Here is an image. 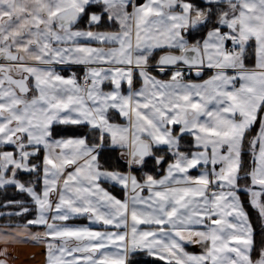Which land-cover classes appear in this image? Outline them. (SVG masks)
Segmentation results:
<instances>
[{
  "label": "snow or ice",
  "instance_id": "snow-or-ice-1",
  "mask_svg": "<svg viewBox=\"0 0 264 264\" xmlns=\"http://www.w3.org/2000/svg\"><path fill=\"white\" fill-rule=\"evenodd\" d=\"M61 125L79 134L65 138ZM112 153L126 172L104 167ZM9 186L28 199L6 200L17 210L0 216H34L0 228V264L27 243L44 245L45 264H138L141 253L264 264L239 195L264 219V0H0V189ZM79 218L104 230L69 223Z\"/></svg>",
  "mask_w": 264,
  "mask_h": 264
},
{
  "label": "trees",
  "instance_id": "trees-1",
  "mask_svg": "<svg viewBox=\"0 0 264 264\" xmlns=\"http://www.w3.org/2000/svg\"><path fill=\"white\" fill-rule=\"evenodd\" d=\"M144 0H136V3H141ZM193 2L195 3H202V0H193ZM80 26H84L83 24H81ZM107 27V25H105V28ZM204 33L201 32L199 34L195 35L196 39H199L201 35H203ZM254 45L253 47H250L247 53V59L245 61L246 64H248V66H252L253 64V56H254ZM70 72H75L77 75V78L80 79L82 76V69L78 68V67H72L69 70ZM210 71L205 70L204 71V76L209 74ZM190 77H193V75H191ZM115 121H119L122 120L119 117H114ZM58 128L63 129L61 135L63 137H70V136H74V135H78L79 131L75 128V126H58ZM258 130V126H256L252 133H250V135H254L255 131ZM11 148H9L8 150H10ZM118 153H112L109 156H106L102 159V163L104 164L105 168H109V169H119L121 171H127V166L125 165V163L122 160H119L118 158ZM242 159H243V165L244 168L246 170H250L251 167L253 166L251 161H252V157L251 154L248 150V145L247 142L245 143L244 146V150L242 153ZM151 169V162H149V167L147 169H144V171H148ZM135 174L139 177L141 175L140 171H136ZM20 178L22 180H27L29 179V177L27 175H21ZM249 185L251 184L250 180L247 182ZM244 182H241V187H243ZM101 185L106 188L108 191H110L112 194H114L115 196H117L118 198L123 199L124 198V192L122 191V189L120 187H113L111 184L106 183V182H102ZM239 195L241 196V201L243 203V207L246 211V213L248 214L249 217V221L252 225L253 231H254V239L256 242V249L257 251L253 252V259H256L258 257V252H259V248H260V242L261 239L264 238V220L259 216V213L256 212V210L252 207L251 203H250V196L247 193L241 192L239 193ZM25 200L27 201V197L26 195H22L19 194L14 187H7L5 189H0V205H2L6 200ZM17 209L14 208H8L5 209L3 207H0V211L1 212H8V211H16ZM34 216V211L32 214H26L25 217L23 219H19V218H12L11 221H9L8 218L4 217V216H0V224H8V223H23L25 222L27 219H32ZM186 248L191 250V251H202V249L200 248L199 245H195V244H187ZM136 261L138 262V264H164V262L162 261H158L155 260L153 257H149L144 253L138 254L136 256Z\"/></svg>",
  "mask_w": 264,
  "mask_h": 264
},
{
  "label": "rangeland",
  "instance_id": "rangeland-1",
  "mask_svg": "<svg viewBox=\"0 0 264 264\" xmlns=\"http://www.w3.org/2000/svg\"><path fill=\"white\" fill-rule=\"evenodd\" d=\"M117 122V121H115ZM217 169L219 165L216 166ZM199 172L202 171V167L198 166L196 168ZM254 190L259 191V186H255ZM255 209V208H254ZM258 213V210L255 209ZM246 212V211H245ZM264 220V219H263ZM250 222V221H249ZM6 224H0V228ZM143 227V226H142ZM102 231L103 228L95 229ZM32 231H43V228H33ZM15 260L11 262V264H45V247L44 245H34L32 243L27 244H19L15 245L14 248L11 250ZM200 252H195L194 254H199Z\"/></svg>",
  "mask_w": 264,
  "mask_h": 264
},
{
  "label": "crops",
  "instance_id": "crops-1",
  "mask_svg": "<svg viewBox=\"0 0 264 264\" xmlns=\"http://www.w3.org/2000/svg\"><path fill=\"white\" fill-rule=\"evenodd\" d=\"M145 2V0L143 1V2H141V3H144ZM141 3H138V4H141ZM131 9L129 8V11H130ZM80 27H84V26H80ZM92 46H97V45H95V44H93ZM253 52H254V49H253ZM253 64H254V62H255V53H254V56H253ZM252 64V65H253ZM248 65V64H247ZM72 67H78V68H80V69H82V75H84V67L82 66V65H57L56 66V70L58 71V72H60V74L61 75H64L65 77H68L69 75H71V73H73V72H70L69 73V69L70 68H72ZM251 67V66H250ZM208 71H210V70H208ZM213 73L210 71V73L209 74H207V75H205L204 76V72H203V75L201 76V77H199V78H197V77H195L194 75H193V73L191 74V75H193V77H190L192 80H194V81H196V82H201L202 80H205V79H208L211 75H212ZM153 75H157V73H153ZM158 78H160V79H167L168 78V76L167 75H158ZM136 86L137 87H139L140 86V84H139V82L137 81V84H136ZM102 88H103V90L104 91H109L110 89H111V85H110V83L109 82H107V81H105L104 83H103V85H102ZM125 88H126V85H125ZM122 119V118H121ZM118 123H124L125 121H123V119L122 120H119V121H117ZM70 137H72V136H70ZM65 138H67V137H65ZM10 150H12V149H10ZM200 167V166H199ZM200 174V172L197 170V169H191L190 170V175H192V176H198ZM102 186V185H101ZM103 187V186H102ZM106 189V188H105ZM114 195V194H113ZM117 197V196H116ZM118 198V197H117ZM121 199V198H120ZM86 225H88L89 227H92V228H97V225H90L89 224V222L87 221V224ZM186 251H188V252H190V253H195V252H201V251H191V250H189V249H187L186 248Z\"/></svg>",
  "mask_w": 264,
  "mask_h": 264
},
{
  "label": "flooded vegetation",
  "instance_id": "flooded-vegetation-1",
  "mask_svg": "<svg viewBox=\"0 0 264 264\" xmlns=\"http://www.w3.org/2000/svg\"><path fill=\"white\" fill-rule=\"evenodd\" d=\"M69 223L70 224H77V225H86L87 224V219H85V218L74 219V220L69 221ZM100 228L101 227L99 225H97V228H93V229L95 230V229H100Z\"/></svg>",
  "mask_w": 264,
  "mask_h": 264
},
{
  "label": "built area",
  "instance_id": "built-area-1",
  "mask_svg": "<svg viewBox=\"0 0 264 264\" xmlns=\"http://www.w3.org/2000/svg\"><path fill=\"white\" fill-rule=\"evenodd\" d=\"M228 47H231V44L229 43Z\"/></svg>",
  "mask_w": 264,
  "mask_h": 264
},
{
  "label": "water",
  "instance_id": "water-1",
  "mask_svg": "<svg viewBox=\"0 0 264 264\" xmlns=\"http://www.w3.org/2000/svg\"><path fill=\"white\" fill-rule=\"evenodd\" d=\"M193 75L196 77L195 73H193ZM202 75H203V73H202Z\"/></svg>",
  "mask_w": 264,
  "mask_h": 264
}]
</instances>
